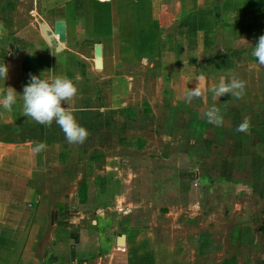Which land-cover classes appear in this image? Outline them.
I'll return each instance as SVG.
<instances>
[{"label":"crops","instance_id":"crops-1","mask_svg":"<svg viewBox=\"0 0 264 264\" xmlns=\"http://www.w3.org/2000/svg\"><path fill=\"white\" fill-rule=\"evenodd\" d=\"M105 5L107 12L96 18V7ZM261 35L264 0H0V63L9 67L0 94L7 87L17 91L11 112L0 107V264H234L232 246L257 243L254 222L238 223L221 239L200 222L185 236L155 241L152 228L140 222L150 214L143 209L146 197L134 202L121 193L111 196L106 176L118 175L113 172L124 159L111 154L121 149L132 161L182 154L191 158V167H202L228 134L224 125L236 119L244 95L213 99L211 89L220 79L242 80L247 91L260 82L264 65L251 53ZM97 44L103 47L102 64ZM42 72L45 78L67 76L76 85L68 106L89 132L83 145L69 144L55 121L41 125L24 116L20 94L30 76ZM118 76L124 81L117 83ZM192 88L201 95L188 102L185 93ZM254 96L246 105L264 109ZM213 105L220 124L207 120ZM257 133L250 127L241 132L240 150L264 152L263 143L250 142ZM39 143L45 148L36 152ZM74 165L83 173L76 190L66 194L81 207L52 215L37 203L43 198L41 178ZM167 206L152 207L166 215L184 208ZM120 227L125 231L118 233ZM122 235L125 245L119 243Z\"/></svg>","mask_w":264,"mask_h":264},{"label":"rangeland","instance_id":"rangeland-1","mask_svg":"<svg viewBox=\"0 0 264 264\" xmlns=\"http://www.w3.org/2000/svg\"><path fill=\"white\" fill-rule=\"evenodd\" d=\"M115 79L120 83L124 81L125 76ZM256 93L258 96H254ZM252 95L255 100L258 97L260 101H264V75L260 76L257 85L250 86L249 91L245 88L244 95L237 105L239 108L234 109L237 112L236 119L228 118L224 125L228 134L222 137V143L215 146L210 156L202 160V167H191V158L182 154H177V157L173 155L171 160L152 161L151 157L144 153L148 156V161L141 162L132 161L129 158L132 154L126 149L109 153L112 157H118L119 161L124 160L122 167L113 172L118 175L106 176L111 182L108 193L111 196L121 193L132 197L134 202L140 197H146L143 209L150 214L141 217L140 222L141 225L146 224L148 228H152L150 231L155 241L168 234L185 236L198 229L194 226H198L200 222L203 229L212 230L221 239V236L228 235L238 223L251 220L259 231L257 243L242 245L243 247L240 244L234 245L230 254L236 257L234 264H264V152L253 151V148L250 152L240 150L245 138L236 130L237 126L246 120L252 131H258L255 137L250 138V142L264 144V109L258 110L255 105H246ZM254 110H257L256 115L252 114ZM231 132L238 134L234 136L229 134ZM208 140L212 141L211 138ZM70 167H59L40 177L43 182L39 183V190L43 198L36 200L48 213L54 214L57 210L59 212L66 208L77 212L81 207L80 201L67 200L66 193L76 190V180L83 173L82 169H78L79 166L74 165L75 169ZM98 169L101 170V166ZM181 176L186 177V180L182 181ZM253 177L257 180L256 183ZM176 204L184 207L179 214L178 211H172L169 215L154 213V208L164 209L167 205ZM124 231V227H120L117 232ZM205 264L214 262L208 260Z\"/></svg>","mask_w":264,"mask_h":264},{"label":"clouds","instance_id":"clouds-1","mask_svg":"<svg viewBox=\"0 0 264 264\" xmlns=\"http://www.w3.org/2000/svg\"><path fill=\"white\" fill-rule=\"evenodd\" d=\"M251 54L259 64L264 65V35H261L255 42ZM8 73L7 63H0V81H7ZM245 86V82L239 79H232L229 82L220 79L211 89L213 99L221 98L226 94L239 99L244 94ZM77 92L76 85L67 76L45 78L43 72L40 75H31L29 83L24 86L23 93L20 94L24 116L41 125H51L55 121L64 132L65 139L69 144L83 145L89 132L77 121L74 111L68 106V101L76 96ZM200 95V88H192L185 93V100L190 102L194 97ZM16 104L17 91L12 87H7V90L0 94V107L11 112ZM206 117L209 123H221L220 110L215 105L209 108ZM248 127L249 123L245 120L237 126L236 130L244 132ZM44 148V143H39L34 150L40 152Z\"/></svg>","mask_w":264,"mask_h":264},{"label":"water","instance_id":"water-1","mask_svg":"<svg viewBox=\"0 0 264 264\" xmlns=\"http://www.w3.org/2000/svg\"><path fill=\"white\" fill-rule=\"evenodd\" d=\"M59 26H60V31H59L60 40L64 42V41H66L65 25H64V23H60ZM42 28H43V31H44L47 39L50 42H52L53 35L52 34L51 35L48 34V31H50L49 26L44 23V24H42ZM57 48L60 49L61 45L58 44ZM95 51H96V59L98 60V62L100 64H102V62H103V47H102V45L101 44H97ZM119 243H120V245H125L126 244V236L125 235L120 236Z\"/></svg>","mask_w":264,"mask_h":264},{"label":"trees","instance_id":"trees-1","mask_svg":"<svg viewBox=\"0 0 264 264\" xmlns=\"http://www.w3.org/2000/svg\"><path fill=\"white\" fill-rule=\"evenodd\" d=\"M104 3V2H103ZM105 4V3H104ZM108 6L105 5V7H96L95 12H96V18L100 19L104 16V14L107 12Z\"/></svg>","mask_w":264,"mask_h":264}]
</instances>
